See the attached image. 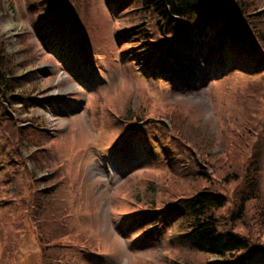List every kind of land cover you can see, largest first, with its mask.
I'll use <instances>...</instances> for the list:
<instances>
[{
  "label": "rangeland",
  "instance_id": "374dc122",
  "mask_svg": "<svg viewBox=\"0 0 264 264\" xmlns=\"http://www.w3.org/2000/svg\"><path fill=\"white\" fill-rule=\"evenodd\" d=\"M121 3L0 0V39L35 92L22 97L43 103L13 105L21 158L0 139V264H204L177 239L174 201L208 186L236 201L228 169L252 170L256 152L264 198V129L227 127L244 102L264 125V67L216 64L200 24L173 60L170 35L150 23L137 34V2ZM200 155L207 180H195ZM251 204L236 229L264 243V209L255 217Z\"/></svg>",
  "mask_w": 264,
  "mask_h": 264
},
{
  "label": "trees",
  "instance_id": "16d2710c",
  "mask_svg": "<svg viewBox=\"0 0 264 264\" xmlns=\"http://www.w3.org/2000/svg\"><path fill=\"white\" fill-rule=\"evenodd\" d=\"M123 1L125 6L129 1L137 2L133 11H138L140 22L134 24L135 27L139 28L141 24L146 26L150 23L160 32L161 39L165 33L170 35L169 41L173 43L170 49L174 55H184L185 52L182 50L184 34L200 24L204 31L208 29L212 34L210 43L214 49L212 57L214 55L216 58V64L226 66L228 60L237 61L238 58H245L256 70L264 67V10H262L264 7L257 0H121L120 2ZM145 31L141 27L137 34L148 36L149 33ZM228 45L232 46V53L227 56ZM19 64L7 55L5 43L0 39V131H4L0 135V139L4 137L1 148L13 155L18 148L19 139L22 142L24 131L27 129L20 126L25 121L21 122V117L12 113L13 105L24 101L31 92L35 94L32 89H25L23 83L31 81V78L17 73ZM223 68L219 73L224 72ZM42 105V101L36 98L27 99L23 103L27 113H30L32 108ZM250 108L251 103L244 102L242 110L234 113L227 124L232 132L236 129L242 131L250 125L254 129L259 128L258 131L262 132L264 125L251 118ZM238 138L242 139V136L238 135ZM5 146L9 149H5ZM255 148L254 143L251 146L252 152H255ZM261 160V154L256 152L250 161L253 162L252 170L246 169L242 174L237 172L236 168L228 169L226 177L241 183L238 193L235 194L236 201L231 200V196L218 187L208 186L177 199L174 203V210L184 211V229L179 239L187 243L194 252L202 254L206 258L204 264H264V243L257 241L250 232L242 233L237 230L238 226L243 224L239 222L243 220L248 204L252 203L251 211L255 217L264 209V198L259 191ZM201 163V169L196 171L195 180L209 178L208 174L202 171L205 169L204 166L209 164L203 156ZM231 203L234 204V208L225 219L221 220L218 213ZM263 219L264 217L258 226L260 228H264ZM252 222H255V219H252ZM228 223L230 226L226 228Z\"/></svg>",
  "mask_w": 264,
  "mask_h": 264
},
{
  "label": "bare ground",
  "instance_id": "6f19581e",
  "mask_svg": "<svg viewBox=\"0 0 264 264\" xmlns=\"http://www.w3.org/2000/svg\"><path fill=\"white\" fill-rule=\"evenodd\" d=\"M68 90H71V89H67L66 91H68Z\"/></svg>",
  "mask_w": 264,
  "mask_h": 264
}]
</instances>
